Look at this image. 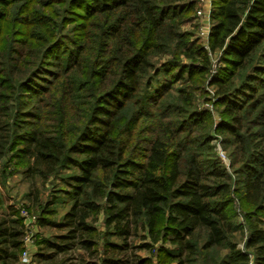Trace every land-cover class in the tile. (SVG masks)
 Instances as JSON below:
<instances>
[{"label":"trees","instance_id":"16d2710c","mask_svg":"<svg viewBox=\"0 0 264 264\" xmlns=\"http://www.w3.org/2000/svg\"><path fill=\"white\" fill-rule=\"evenodd\" d=\"M194 5L0 0L1 177L22 171L41 226L62 233L37 242L41 261L66 264L55 257L77 248L129 264L122 254L138 238L151 255L136 264H264V0H211L208 46L224 64L211 82L214 128L232 147L234 185L221 163L202 162L212 120L193 91L210 63L202 42L180 31ZM165 53L172 58L156 65ZM50 178L71 203L59 223L48 218L59 196L42 203L36 190ZM4 202L0 191V210ZM25 234L19 211L0 214V264H19Z\"/></svg>","mask_w":264,"mask_h":264},{"label":"rangeland","instance_id":"374dc122","mask_svg":"<svg viewBox=\"0 0 264 264\" xmlns=\"http://www.w3.org/2000/svg\"><path fill=\"white\" fill-rule=\"evenodd\" d=\"M194 1V7H195V12L190 15V19L185 21L180 25V31L183 33H188L190 37L188 39L190 40H200L199 37V32H200V27L203 23V20L197 16V9L198 6L196 4L195 0ZM46 14H49V12H45ZM14 27V25L12 26ZM11 27V28H12ZM15 27V29H17ZM187 43V42H186ZM176 44H174L173 50H175ZM222 51L218 50L215 53H211V55L207 54L209 63H210V70L209 74L205 77L203 82L197 85L196 90L193 91V96L195 97V104L194 108L198 112H208L211 115V120H212V125L210 128H208L209 133H208V139L209 143L206 145L204 152L202 153V162L209 163V162H219L221 163L227 173L231 176L232 179V184L234 185L236 179L238 178L236 174L233 172L234 168L231 167V150L232 147L230 144L224 143V136L221 133L216 132L214 125L220 123L221 121V115H220V109L221 107L218 104L219 101V94L217 92V87L214 85H211L212 80L216 77L217 74H219V69L220 67H223V62H222ZM181 60L184 63L190 62V60L186 59L184 56H180ZM172 56L170 53H165L164 55H158L153 58V61L156 65H160L161 63L166 62L167 60L171 59ZM46 79H50L49 76L46 77ZM179 87L180 84L176 85V87ZM48 111H52L49 109ZM49 119H54L55 116L52 114H48ZM69 118H73V115L69 114ZM52 121L49 120L48 123H51ZM54 122V121H53ZM225 157V159L223 158ZM2 163H4V159L0 160V191L5 199L4 205L2 206L0 210V214H7L12 211V209H15L16 211H21L24 207H29L31 208L28 210V216L27 222H29V228L31 227L32 233L34 234V240L35 243L33 247L35 248L36 252L34 255L31 256L32 262L31 264H47L44 261H41L40 256H38L39 253V246L37 245V242L41 239L49 238L53 239L54 237L61 235V232H58L55 227H50V226H41L40 224V211L37 207L32 205V202L29 201L26 198V194L29 192L30 187L29 183L24 180V175L23 172H16L13 175H8L6 180H3L1 177V168H2ZM67 171H63L61 174L65 175ZM37 188L36 190L38 191L40 201L42 203H48L53 200L55 195L59 196V203L54 204L53 206L55 209H57V215L55 216H50L52 221L59 223L62 220L63 215L66 213V211L70 208L71 203L69 204H63L61 202L64 201V194L63 193H56L55 189L56 186H61L60 179H54L50 178L45 184H41V181L39 180L36 182ZM62 187V186H61ZM236 187V186H235ZM236 196H234V205L233 209L231 212L235 216L236 221L239 223H243L242 215L243 214V209H246L245 207L240 206L241 202L240 200H237ZM12 209H11V208ZM24 208V209H26ZM27 210V209H26ZM21 215V214H20ZM104 217L103 215H99L98 220L95 223V227L98 228L99 231H104L105 226H104ZM146 234L145 232H140V235ZM247 236V231L244 232H239L237 234V241L239 242V248L243 250L244 246V240L245 237ZM114 239V238H113ZM117 239V238H116ZM117 243H119L118 240H115ZM145 241L141 239H132L131 240V245L135 247L131 248L128 250V252H124L122 254L123 259L125 261H129V264H136V256L140 257H149L151 254L147 250H140L137 247L140 245H145ZM131 246V247H132ZM137 248V249H136ZM29 250V249H28ZM47 252L49 251L52 252L51 250H46ZM224 255L226 254V250H221L219 255ZM126 255V256H125ZM127 258V259H126ZM62 259H67L68 261L66 264H102V255L101 253L95 254L93 257L88 256L87 253H85L83 250L80 249H74L67 254H59L58 256L55 257V261L59 262ZM202 258L199 256L197 261L193 264H202L201 263ZM21 264V262H19Z\"/></svg>","mask_w":264,"mask_h":264},{"label":"built area","instance_id":"2783aa9c","mask_svg":"<svg viewBox=\"0 0 264 264\" xmlns=\"http://www.w3.org/2000/svg\"><path fill=\"white\" fill-rule=\"evenodd\" d=\"M196 4L198 6L197 9V16L203 20V23L200 27L199 37L201 39L202 45L204 49L208 52L209 55H211L209 46H208V40H209V34H210V14H211V0H195ZM225 159V157H223ZM21 217L25 221V228H26V234L24 238V249L20 255V262L21 264H31L32 259L28 250L29 246H33L35 243L34 240V234L32 233L31 227L29 228V222H27V218L29 213L26 209H21L20 211Z\"/></svg>","mask_w":264,"mask_h":264},{"label":"crops","instance_id":"0c3cea01","mask_svg":"<svg viewBox=\"0 0 264 264\" xmlns=\"http://www.w3.org/2000/svg\"><path fill=\"white\" fill-rule=\"evenodd\" d=\"M28 249H29L30 256L35 254L36 250H35V248L33 246H29Z\"/></svg>","mask_w":264,"mask_h":264}]
</instances>
